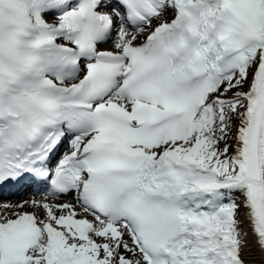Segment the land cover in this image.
I'll list each match as a JSON object with an SVG mask.
<instances>
[{"label": "snow or ice", "instance_id": "obj_1", "mask_svg": "<svg viewBox=\"0 0 264 264\" xmlns=\"http://www.w3.org/2000/svg\"><path fill=\"white\" fill-rule=\"evenodd\" d=\"M0 264H264V0H0Z\"/></svg>", "mask_w": 264, "mask_h": 264}]
</instances>
